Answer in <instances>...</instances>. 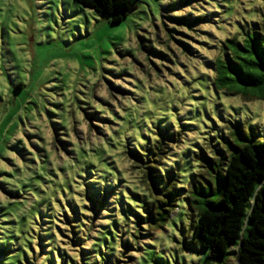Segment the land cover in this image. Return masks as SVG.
I'll list each match as a JSON object with an SVG mask.
<instances>
[{
    "label": "rangeland",
    "instance_id": "374dc122",
    "mask_svg": "<svg viewBox=\"0 0 264 264\" xmlns=\"http://www.w3.org/2000/svg\"><path fill=\"white\" fill-rule=\"evenodd\" d=\"M190 1L139 0L113 25L74 0H0V264H206L184 202L160 232L136 226L130 153L172 129L163 164L192 183L236 122L264 142V101L218 91L211 69L264 0Z\"/></svg>",
    "mask_w": 264,
    "mask_h": 264
},
{
    "label": "trees",
    "instance_id": "16d2710c",
    "mask_svg": "<svg viewBox=\"0 0 264 264\" xmlns=\"http://www.w3.org/2000/svg\"><path fill=\"white\" fill-rule=\"evenodd\" d=\"M74 1L113 25L122 24L139 2ZM174 20L188 27L204 21L202 17L193 21L183 17ZM219 49L211 66L215 88L245 101H264V24L242 28L224 40ZM170 130H161L162 136L146 144L145 149L140 147L141 154L137 150L130 153L142 170V183L147 191V195L137 199L138 211L131 209L136 226L144 224L151 231L160 232L184 202L196 218L191 227L192 239L207 253L206 264H226L232 246L236 247L237 264H264V142L252 138L245 125L236 122L219 140L215 139L216 143L210 144L207 166L188 183L178 170H168L163 164L170 159L164 156ZM175 136L171 139L178 141L180 134L178 138ZM112 192V188L107 189V194ZM102 208L96 207L95 211ZM81 227L80 224L78 228ZM107 230H100L98 237L106 236Z\"/></svg>",
    "mask_w": 264,
    "mask_h": 264
},
{
    "label": "water",
    "instance_id": "95a60500",
    "mask_svg": "<svg viewBox=\"0 0 264 264\" xmlns=\"http://www.w3.org/2000/svg\"><path fill=\"white\" fill-rule=\"evenodd\" d=\"M136 10H137V8L132 9V10L129 12V14H133Z\"/></svg>",
    "mask_w": 264,
    "mask_h": 264
}]
</instances>
